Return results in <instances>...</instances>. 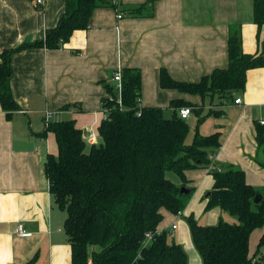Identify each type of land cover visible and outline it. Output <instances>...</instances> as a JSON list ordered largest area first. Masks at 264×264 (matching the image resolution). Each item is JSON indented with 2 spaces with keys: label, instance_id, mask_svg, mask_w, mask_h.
I'll return each instance as SVG.
<instances>
[{
  "label": "crops",
  "instance_id": "obj_1",
  "mask_svg": "<svg viewBox=\"0 0 264 264\" xmlns=\"http://www.w3.org/2000/svg\"><path fill=\"white\" fill-rule=\"evenodd\" d=\"M145 1L117 0L115 8L94 10L89 28L74 32L60 49L28 48L13 55L10 87L19 111L7 120L0 106V264H70L64 213L52 203L43 172L46 156H56L58 151L54 135H42L46 114L50 122L74 120L87 132L83 139L88 149L100 142L97 127L104 119V86L116 72L139 69L141 107H159L170 116L172 100L198 106L202 102L198 96L162 89L161 69L174 80L193 83L225 68L227 36L233 26L240 27L245 53L260 52L263 33L253 22L252 0H157L151 17H129L123 12L126 5ZM64 10L65 0H45L41 6L34 0H0V53L42 39ZM235 98H241L242 104L230 102L214 108L223 115L206 117L198 132L204 136L219 133L220 148L212 160L239 168L247 184L264 191V145L257 142L259 130L264 131L260 125L264 68L247 72L245 90ZM185 177L187 189L194 191L179 218L190 216L192 209L204 212L213 186L207 169L188 170ZM201 197L204 200L199 202ZM161 212L158 229L172 233L187 255L190 251L191 264H200L187 223L176 233L178 226L171 227L178 216ZM208 213L207 224L201 225H215L228 215L218 208ZM18 225L27 236L16 234ZM263 235L264 225L251 232L249 257ZM260 250L264 253V242Z\"/></svg>",
  "mask_w": 264,
  "mask_h": 264
},
{
  "label": "trees",
  "instance_id": "obj_2",
  "mask_svg": "<svg viewBox=\"0 0 264 264\" xmlns=\"http://www.w3.org/2000/svg\"><path fill=\"white\" fill-rule=\"evenodd\" d=\"M156 1L126 5L123 12L129 17H151ZM252 5L253 22L263 33L259 53L243 51L240 27L233 26L227 36L225 68L193 83L174 80L160 70L162 89L198 96L201 105L172 100L168 117L159 107H141V72L128 67L120 71L121 106L113 83L104 86L107 95L101 108L106 111L97 127L98 144L87 149L74 120L51 121L44 127L42 135L52 133L58 149L56 156H46L43 172L52 203L64 213L70 264H188L184 248L169 239L167 231H156L162 210L173 215L184 211L194 191L180 192L189 183L185 172L199 168L207 169L213 179L204 212L218 208L235 218L232 223L219 219L215 225H201L192 214L186 217L200 264H264L260 250L264 235L253 257L248 255L251 232L264 225V191L247 184L239 168L212 160L220 148L219 133L198 132L206 117L223 115L214 108L233 102L245 90L249 70L264 68V0H252ZM103 7L115 5L112 0H65L56 26L47 29L42 39L0 53V106L7 120L19 111L10 87L13 55L28 48L60 49L74 32L87 30L94 10ZM182 107H190L198 117L190 144L186 143L189 126L178 115ZM257 142L264 145L261 129ZM168 172L180 183L169 180ZM147 233L153 234L149 242Z\"/></svg>",
  "mask_w": 264,
  "mask_h": 264
},
{
  "label": "built area",
  "instance_id": "obj_3",
  "mask_svg": "<svg viewBox=\"0 0 264 264\" xmlns=\"http://www.w3.org/2000/svg\"><path fill=\"white\" fill-rule=\"evenodd\" d=\"M36 5H43L45 0H34ZM112 3L113 5H117V0H112ZM118 18H120V16H118ZM111 83H113L114 85V91L117 95V100H118V104L121 106V99H120V91H121V76H120V72H116L112 77H111ZM233 103L235 105H241L242 104V101H241V98H235L233 100ZM105 111L106 110H103V114H104V119H105ZM192 114V111H191V108L190 107H182L178 110V115L180 117V119L186 121ZM103 119V120H104ZM50 122V115L49 114H46L45 117H44V121H43V124H44V127L47 128L48 127V124ZM260 125H264V120L263 121H260ZM176 216H181V213H177ZM172 230H174L176 228V225H172ZM16 234L18 236H21V237H25L27 236L28 234L24 231L22 225H18L16 227V230H15ZM157 233H161V230H157L156 231V234ZM152 233H147L145 235V239H146V242H149L152 238Z\"/></svg>",
  "mask_w": 264,
  "mask_h": 264
},
{
  "label": "rangeland",
  "instance_id": "obj_4",
  "mask_svg": "<svg viewBox=\"0 0 264 264\" xmlns=\"http://www.w3.org/2000/svg\"><path fill=\"white\" fill-rule=\"evenodd\" d=\"M205 101H207V100H205ZM208 107H209L208 102H205L204 109L206 111H208ZM165 116L168 117V115H166V114H165ZM195 120H196V116L195 115H192L191 117L188 118V122H190V124H189V135L187 136V139H186V143L187 144H190L191 143L192 136L194 135V131H195V128H196ZM166 177L169 180H171L172 182L176 183V184H179L180 183L179 180H178V178H177V176L174 173H172V172L166 173ZM201 200L203 201L204 199L201 197L198 201L200 202ZM192 210H193L192 216H193V218L195 220H197V222L199 224H207V221H208V218L207 217H208V214H209L208 212L209 211L204 213L203 211L199 212L197 209L196 210L195 209H192ZM223 220H227L226 222L229 223L230 221H232V222L235 221V218H233V217L230 218L229 215H227V216L225 215V218ZM175 222H176L175 223L176 226H178V229L176 231H174V232L178 233L183 228V225L187 223L186 217L185 216L180 217V218L177 217ZM187 226H188V224H187ZM172 236H173L172 233H168L169 239H172ZM192 246H193V244H192ZM188 253H189L188 254V264H191V262H193V260H192L190 251ZM197 257H198V255H197ZM198 259H199V257H198ZM199 261H200V259H199Z\"/></svg>",
  "mask_w": 264,
  "mask_h": 264
},
{
  "label": "water",
  "instance_id": "obj_5",
  "mask_svg": "<svg viewBox=\"0 0 264 264\" xmlns=\"http://www.w3.org/2000/svg\"><path fill=\"white\" fill-rule=\"evenodd\" d=\"M83 132V137H87V132L85 130L82 131ZM189 189L185 188V187H182L180 189V192L181 193H184V194H188L189 193ZM208 196V195H207ZM258 202V197L254 200V203H257Z\"/></svg>",
  "mask_w": 264,
  "mask_h": 264
}]
</instances>
